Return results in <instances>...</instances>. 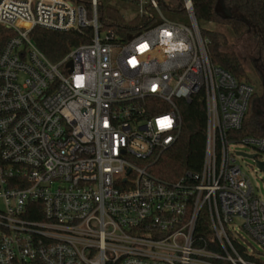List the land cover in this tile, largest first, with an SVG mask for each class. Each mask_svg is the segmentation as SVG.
<instances>
[{
	"label": "built area",
	"instance_id": "2783aa9c",
	"mask_svg": "<svg viewBox=\"0 0 264 264\" xmlns=\"http://www.w3.org/2000/svg\"><path fill=\"white\" fill-rule=\"evenodd\" d=\"M88 1L90 16L69 0H0L14 34L0 51V264H264V203L229 149L258 156L264 139H226L253 87L210 64L191 0H129L153 23L125 41L101 37ZM171 1L188 25L163 15ZM88 27L91 42L55 63L29 38ZM199 92L201 169L162 180L153 166L179 136L177 101ZM202 219L210 241L197 235Z\"/></svg>",
	"mask_w": 264,
	"mask_h": 264
},
{
	"label": "trees",
	"instance_id": "16d2710c",
	"mask_svg": "<svg viewBox=\"0 0 264 264\" xmlns=\"http://www.w3.org/2000/svg\"><path fill=\"white\" fill-rule=\"evenodd\" d=\"M69 1L76 5H84L90 16L88 0ZM191 1L199 35L210 64L222 68L238 82L248 84L239 59L233 51L228 49L227 36L218 30L206 28L205 25L212 24L228 29L236 39L250 37L261 54L264 52V0ZM170 3L160 4L161 10L180 11V6L175 7ZM217 3L222 8L224 18L214 12ZM96 15L101 29L111 31L122 41H125L129 35L147 29L153 23L146 17L135 16L127 20L119 9L106 6L100 1L96 7ZM13 36V32L0 26V51ZM29 38L49 61L55 63L70 50L89 44L92 39V29L88 27L80 31L53 32L33 28L29 32ZM254 96L253 92L241 128L238 131L228 132L226 139L235 142L248 137L264 139V116L261 119L262 114L255 111L252 105L255 101ZM177 104L181 116L179 136L171 147L161 153L153 166L156 176L165 181H176L186 173H198L203 161L206 129L204 93L199 92L193 95L188 102L179 100ZM196 232L204 241L212 239V232L204 219L197 222ZM240 253L244 255L243 250H240Z\"/></svg>",
	"mask_w": 264,
	"mask_h": 264
},
{
	"label": "rangeland",
	"instance_id": "374dc122",
	"mask_svg": "<svg viewBox=\"0 0 264 264\" xmlns=\"http://www.w3.org/2000/svg\"><path fill=\"white\" fill-rule=\"evenodd\" d=\"M104 5H109L114 8L119 9L127 20L132 19L136 14L138 8L136 4L129 0H98ZM172 6L179 7L175 1H171ZM181 7V6H180ZM163 15L170 21L180 22L188 25L189 19L184 12L176 10H161ZM206 28L215 29L224 33L228 38V49L233 51L237 58L239 59L242 68L245 71V79L248 81L254 90L255 101L252 104L256 112L264 116V52L259 53L258 49L254 46L250 37H244L236 39L231 31L223 27H218L212 24H206ZM107 32L102 30L101 37L103 33ZM264 119V117H263ZM230 151L233 153H245L247 155L254 154L255 151L243 144L231 145L229 147ZM236 164L239 166L241 172L248 178L251 186L253 187L254 194L259 197V199L264 203V170H259L254 161L243 158L240 156H234ZM257 160L264 163V154H259ZM3 207L0 201V208ZM229 229L235 234L239 235L241 241L248 247V250L254 249L259 251L255 243L249 239L246 233L237 227V223H234Z\"/></svg>",
	"mask_w": 264,
	"mask_h": 264
},
{
	"label": "water",
	"instance_id": "95a60500",
	"mask_svg": "<svg viewBox=\"0 0 264 264\" xmlns=\"http://www.w3.org/2000/svg\"><path fill=\"white\" fill-rule=\"evenodd\" d=\"M214 12H215L216 15H218V16H220V17H222V18L225 17V16H224V13H223V11H222V8H221V6L219 5V3L216 4V6H215V8H214ZM156 24H158V23H156ZM156 24H155V25H156ZM128 39H130V37H128ZM236 154H237L238 156H240V157H243V158H247V159L253 160L254 163H255V165H256V167H257L259 170H261V171L264 170V163H263V162H260V161L257 160V155H256V154L247 155V154H245V153H241V152H238V153H236Z\"/></svg>",
	"mask_w": 264,
	"mask_h": 264
}]
</instances>
